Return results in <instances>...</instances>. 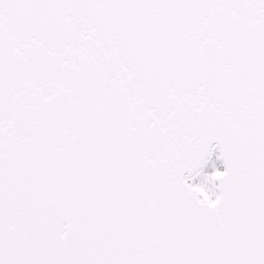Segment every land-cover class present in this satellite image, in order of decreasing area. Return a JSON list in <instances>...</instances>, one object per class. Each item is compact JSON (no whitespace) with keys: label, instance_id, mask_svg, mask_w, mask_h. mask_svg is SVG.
Masks as SVG:
<instances>
[{"label":"snow or ice","instance_id":"obj_1","mask_svg":"<svg viewBox=\"0 0 264 264\" xmlns=\"http://www.w3.org/2000/svg\"><path fill=\"white\" fill-rule=\"evenodd\" d=\"M0 264H264V0H0Z\"/></svg>","mask_w":264,"mask_h":264}]
</instances>
